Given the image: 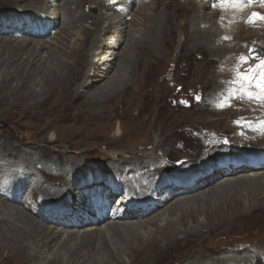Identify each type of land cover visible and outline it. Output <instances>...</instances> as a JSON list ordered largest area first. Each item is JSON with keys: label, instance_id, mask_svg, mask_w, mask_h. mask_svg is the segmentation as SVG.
I'll return each instance as SVG.
<instances>
[{"label": "bare ground", "instance_id": "1", "mask_svg": "<svg viewBox=\"0 0 264 264\" xmlns=\"http://www.w3.org/2000/svg\"><path fill=\"white\" fill-rule=\"evenodd\" d=\"M87 1L88 0H0V4H4V6L5 4H12L13 6L10 8L14 9V11H5L6 14L3 15L0 13V35L4 36L10 34V32H22L24 34V36L14 41L4 39V37L0 38V42L2 41L0 46V86L6 89H13L11 82L16 79L13 92L17 91L20 97L24 99H30L31 96L41 97L40 104L42 105L45 103L47 104L53 97L59 95L60 99L65 100L63 102L64 109H73L72 104L79 101L82 96H85L84 94H88L90 108H94L99 102H103L110 98L113 93L115 95V93L120 92L123 88L128 91L136 79V69L139 68V72H141V67L146 66L145 62L148 61L151 54L154 55V57L158 56V52L161 50L162 45L166 44L167 34L173 30L170 19L172 17L171 14L176 11H183L184 14L190 13L189 21L186 24L188 25L186 26L188 34L185 35H187L186 40H190L192 49L206 47L209 43L208 46H210L214 57L219 56L221 60L226 59L225 61H227V63L224 64L223 67L220 65L223 69L228 67L226 66L228 62H232V57L228 59L226 56L229 53V45L236 41L241 34L249 31V33L253 34L256 38H260V40L262 38L264 42V33L259 34L255 32L257 28H254L255 26H259L258 29L264 31L262 27L264 23L262 21H257L255 23L248 22L253 12L264 13V0L251 4L247 3L246 0L242 4L229 3L227 0H185L184 2L181 0H157L159 2H156V9L152 6L153 0H99L103 9L98 11L95 15L80 11ZM162 1H164L163 8L157 12V9L160 7L159 3ZM218 1L219 3H217ZM135 7L138 9H136L132 17L137 18L138 13L143 16V19L140 21L143 30H139L137 26H132L126 19ZM199 7L203 8V10ZM210 8L212 9L211 11H206ZM32 9L37 10L38 17H34L40 20V22L27 19V16L30 14L27 12H31ZM146 9L152 10L153 13L148 14L143 12ZM178 17L179 15H176V19H178ZM45 18L47 21H52L54 27L61 22V20L63 23L58 33L60 35V37L57 38L58 44L54 49H50L51 47L48 46L46 41L43 42L42 39H38L41 35L37 30L34 32L32 29H39V26H44L46 23L44 21ZM88 19H92L93 25L87 26L83 24V22ZM135 22V20L132 21V24L136 25ZM15 26H22L21 31L20 28L17 27V29ZM76 26H78L79 32L74 31ZM181 29L183 30L184 27L180 28V30ZM109 32H112L111 35H109ZM100 36H103L105 39H102ZM107 37L111 38L109 46H111L112 51H106L110 53V55L104 56V59L100 57L97 60L96 57L99 56V54L95 53L93 50L98 46H104ZM211 42H214V44L215 42H221V46H213L210 44ZM123 44L125 45L124 49L119 51V48H121ZM44 50H47L46 55H43ZM23 54L26 56L24 61L25 65L22 68L21 66L19 69L16 68L15 74H10V72L4 75L3 72L5 71H2V69L5 68L6 70L14 63L20 60L22 61V59L24 60ZM70 59H74L73 62H70ZM37 63L40 64L38 65ZM251 63L255 64V61L252 60ZM33 66L37 68H33ZM102 69L107 71L102 72ZM221 71L224 70L221 69ZM111 74L112 76H110ZM141 74L143 73L141 72ZM144 74H146V72ZM39 75L41 76L39 81L42 80L40 88L37 89L35 87L28 89L30 81L37 80V76ZM228 77L229 79H226V85L225 83L220 85L224 89L231 87V89L234 90L236 88L234 86L235 80L232 75ZM106 79H108V81L105 82L104 80ZM75 84L78 87L76 91L73 89V85ZM210 84L207 83V86ZM218 86L219 85H217V87ZM221 86H219V88ZM2 92H4V90H2ZM226 96L227 95L224 94V97ZM69 111L70 110H68V112ZM229 111L230 110H223L221 112L226 113ZM14 113H12V115ZM258 117L264 119L263 114H259ZM216 119L219 120L218 124L222 123L226 125L225 130L230 128L226 120L223 121L220 117ZM118 132L119 134L122 133L120 127L118 128ZM232 133L237 139L238 134L233 126ZM54 135L55 133L50 136V141L56 140L57 137L55 138ZM166 136L168 135L166 134ZM214 137L216 136L208 135V138L206 136L207 142L210 144L201 147V150L198 148L200 153L203 151V154L199 155V153L195 156L187 155L189 160L191 159L196 161L195 163H202L201 165H203L201 168L202 171L200 170V179L194 186H186L189 182L186 180L181 181L182 185L180 186H174V183L167 186L159 185L160 179L157 176H152L150 178L148 174V172L152 170L151 167L158 165L159 162L156 159H150L149 161L141 159L137 165L133 166V164H131L133 161L129 160L132 157L131 155L128 156L130 158L126 160L129 163L131 162L130 164L123 165L122 163L116 164V162L110 164L109 166L114 168V170H112L117 175L116 179H118V185L125 187L128 195L133 194V198H145L149 195L147 198L148 201L141 204L138 210L129 209V201L125 199L126 196L124 194L119 202L122 208L125 209L115 217L111 215L108 217L98 215L95 211V204L90 201L84 206L85 211H82L86 216L78 223L81 227H92L84 231L80 229L76 231L72 229H65L64 231L55 229V227L46 224L50 221L53 222V220L45 217V214L32 215L26 211V205L27 203H33L35 193H40L45 198L52 199L53 196L56 195H59L61 198L66 191H70V189L73 188L71 186L73 184L72 181H66V174H62L59 178L43 175L31 181L29 177H22L21 180L17 182L14 180L9 185H7L6 182L12 180V175L1 174L0 264H32V262H34V264H109L111 261L120 264L118 259L123 252L121 247H123L125 243L129 246L131 245L134 253V258L130 260L129 264H151L154 258L156 261L158 253L179 246L180 236L178 237V234L180 231L175 227L176 222L172 219L178 212L181 216L180 223L182 225H186L187 218H191L193 222L195 221L198 223V226L195 228L185 229L183 232L184 240H193L194 237H202L204 234V225L197 222V216L189 211L186 213L189 206L212 201L220 196H229L230 191H232V194H230L234 197L235 206L231 207L227 202L226 203L227 210L229 209L232 211L234 219L247 218L248 216L252 217L253 212L263 211L264 205H252L247 209V207L243 205L241 197L244 195V190H247L248 192H254L251 196L252 199L259 198L264 200V191L260 192L264 187L262 183L263 179L260 177L261 173L263 175L264 169L262 170V168H259L250 170L245 166L233 171L231 174H226L218 165L216 155L219 153L228 155V153H230L233 155L231 157H239V154L229 152L227 148H219L213 139ZM158 146L159 144H157L156 148ZM146 154L149 155L150 152ZM252 155L257 156L255 153H252ZM196 156L198 157L196 158ZM240 156H243V154ZM120 158L121 157H117L116 160L120 161ZM71 161L74 162L76 169H79L85 164L84 160L80 158H73ZM112 162L114 161H111V163ZM0 168H2V163H0ZM133 172L134 174H132ZM247 172H252V174L249 175ZM56 180H59L58 182L60 183L64 181L63 184L61 183V185H63L62 188L61 186L57 188L51 186V183L56 182ZM19 182H21V184L25 183L26 185L31 184L32 187L31 194L25 196V198L22 199V204L18 205V203L21 202L20 196L21 194L23 195L21 190L17 189L21 185ZM202 183H205V185H202ZM195 191L196 194H194ZM190 193L192 195H190ZM114 196H116V193H112L108 198ZM64 199L62 203L63 209L56 211V213L64 214V218L79 214L80 211L71 210L68 206L71 200H73V195H71L70 199L67 197ZM20 205L24 206L25 209H22ZM46 209L47 207L44 206L42 210L45 211ZM49 213L54 214L52 212ZM205 213L210 221L214 213L211 214L208 211H205ZM216 216L221 223L229 221L226 217V210L223 207L218 208V214L216 213ZM38 217H40L42 222L35 219ZM125 220L129 221L125 222ZM64 227L66 228V226ZM152 227L162 228L161 235H154L151 240L143 246H132L134 237L141 236V233L145 229L148 228L149 230ZM145 233H147V231H145ZM117 245L118 247L116 248ZM52 249L53 251L51 252ZM250 249L252 250L251 253H249V251H244L242 253L239 252L240 254L237 253V251L228 252L226 250H224L221 255L216 256L210 254L211 252L203 253L201 257L197 259V264H264V243H260L258 247H250ZM82 259L84 261H82ZM43 260H47L46 263H44ZM179 264H183V262Z\"/></svg>", "mask_w": 264, "mask_h": 264}, {"label": "rangeland", "instance_id": "2", "mask_svg": "<svg viewBox=\"0 0 264 264\" xmlns=\"http://www.w3.org/2000/svg\"><path fill=\"white\" fill-rule=\"evenodd\" d=\"M181 1L184 2L185 0ZM156 2L159 1L153 0L152 6H154V9H156ZM163 3L164 1L159 3L160 7L157 9V12L163 8ZM12 6V4H5V6L4 4H0L1 15L6 14L5 11H14V9L10 8ZM101 9L103 8L100 5L99 0H88L84 6H82L80 11H85L87 14L89 13L95 15ZM136 9L138 8L135 7L132 11L130 10L131 13H129L126 19L132 26H137L139 30H143L140 25V21L143 19V16L138 13L137 18L132 17ZM200 9L203 10V8ZM211 10L212 9L210 8L206 11ZM143 12L148 14L153 13L150 9H146ZM27 13H30L29 16H27V19H33L40 22V20L36 19L38 17L37 10L32 9L31 12L29 11ZM176 15H179L178 19H176ZM189 15L190 13L184 14L183 11H176L175 13H172L170 22H172L171 24L173 30L167 34L166 44L162 45L161 50L158 52V56L154 57L152 54L149 56L148 61L145 62L146 68L141 67V72L143 74L139 72V68L136 69V79L128 91H126L122 86L123 89H121L120 92L115 93V95L113 93L110 98L106 99L107 101L104 100L103 102H99L94 108H90L88 94H84L85 96H82L79 101L72 104L73 109H64L63 102L65 100L60 99L59 95L57 97H53V101L51 100L47 104L45 103L42 105L40 104L41 97L31 96L30 99L20 97L17 91L13 92L16 85V79L11 82L13 89H6L5 87L0 86V163H2V168H0V177L1 174H11L12 180L6 182V184L9 185L14 180L15 182L21 180L22 177H29L31 181L36 179V177L43 175L52 176V178H59L62 174H66V181H72V184L74 185H71L73 187L70 189L71 192L66 191L61 198L59 195H56L50 199L45 198L40 193H35L34 201L31 204L27 203L26 211L32 215H39L41 213L45 214V217L53 220V222L50 221L46 224L55 227V229L58 230H88L92 227H81L78 223L86 216L82 211H85L84 206L92 201L91 194L94 193V195H97L96 192L104 194V192L111 190V188H109L110 186H108L109 181H118V179H116L117 175L113 171L114 168H111L109 166L110 164L115 162L116 164L122 163L123 165L130 164L131 162L129 163L126 160L129 159L130 157L128 156L131 155L132 157L129 160L133 161V163H131L133 166L137 165L141 159L144 161L156 159L159 162L158 165L151 167L152 170L151 172H148V174L150 178L152 176H157L160 179L159 181H161L163 174H171L176 170H180L181 168L187 166L196 168V171L200 173L203 166L201 165L202 163L198 164L195 163L196 161L191 159L189 160L187 155L195 156L200 153L201 147L206 144H210L206 139V136L208 138V135H215L216 137H214V141L217 143L224 142V140L227 139L226 136L229 134L232 135L231 118H233L235 114H240L241 112H239V110H241L243 106L239 105V108L236 110L238 106V101H236L237 99L232 98L229 100V97H233L231 94V87L224 89L221 85L223 83L226 85V82L229 79L227 72L231 70L232 66V68L238 66L240 63V57L243 55H249L250 44L256 43L260 47L264 48V42L262 41V38L261 40L260 38H256L253 34L249 33V31L241 34L240 37L228 47L229 53L226 56L228 59L232 57L233 63L228 62V65H226L228 67L223 69V65L227 63V61H225L226 59L221 60L219 56L214 57L210 46H208L209 43L206 47L192 49L190 40H186L187 35L185 34H188L186 29V26L188 25L186 24L189 21ZM134 20L136 21V25L132 24V21ZM49 22L52 23V21H47V24H45L48 26ZM83 24L87 26L93 25L92 19L85 20ZM62 25L63 23L61 20V22H59L55 27H50L48 32L38 37V39H42L43 42L46 41L48 46L51 47L50 49H54L58 44L57 38L60 37L58 33L60 32ZM15 27L17 28L18 26ZM182 27H184V29H181V31L180 28ZM18 28H20L21 31L22 26H19ZM40 28L41 26H39V29ZM254 28H257L255 32L259 34L264 33L263 30L258 29L259 26H255ZM32 29L33 31H38L37 28ZM74 31L79 32L78 26L74 28ZM111 33L112 32H109V35H111ZM22 36H24L22 32H10V34L4 36L0 35V38L4 37V39L14 41L18 40ZM100 37L105 39L103 36ZM110 41L111 38L107 37L104 46H98L93 50L95 53L99 54V56L96 57L97 60L100 57L104 59V56L110 55V53L106 52L112 51L111 46H109ZM1 44L2 41L0 42V46ZM210 44L213 46H221V42H215V44L214 42H211ZM124 47L125 45L123 44L121 48H119V51H122ZM46 52L47 50H44L43 55H46ZM23 57L24 60L22 59V61L20 60L14 63L6 70L3 68L2 71H5L3 74L6 75L10 72V74H15V71L19 69L20 66L22 68L25 65L24 61L26 56L23 54ZM73 60L74 59H70L69 61L73 62ZM37 64L39 65L40 63ZM218 66L220 68V72ZM34 67L37 68L36 66H33V68ZM221 69L224 71H221ZM103 71L105 72L107 70L102 69V72ZM145 72L146 74H144ZM110 76H112V74ZM40 77L41 76L39 75L37 76V80L30 81L28 89L35 87L39 89L40 85H42V80L39 81ZM104 81L106 82L108 79ZM207 83L211 84L207 86ZM217 85L221 86V89L219 86L217 87ZM73 86V89L76 91L78 89L77 85L75 84ZM2 90H4V92H2ZM220 93L221 96L219 95ZM224 94L228 97L226 96L225 98ZM197 96L201 98V102L197 101ZM182 101L185 103H182ZM225 101H228L226 105ZM220 103H223L222 107ZM245 106L248 107L247 105ZM68 110L70 111L68 112ZM223 110L230 111L226 113L221 112ZM12 113L14 114L12 115ZM217 117H220L223 121L226 120L230 128L225 130L226 125L222 123L218 124L219 120L216 119ZM119 127L122 129L121 134L118 132ZM53 133H55L54 136L57 138L56 140L50 141V136ZM166 134L168 136H166ZM219 138L222 141H220ZM157 144H159V146L156 148ZM217 146L221 148L224 147L225 144L220 143L217 144ZM147 152H150V154L147 155ZM229 152L236 153L233 150H229ZM201 154H203V151L199 155ZM221 155V153L217 154L216 158ZM198 156H196V158ZM117 157H121L120 161L116 160ZM73 158H80L81 160H84V166L76 169L74 162L71 161ZM111 161L114 162L111 163ZM132 174H134V172ZM247 174L250 175L252 172H247ZM260 177H262V183L264 185V172L263 175L261 173ZM101 178H103L102 181H100ZM58 181L56 180V182L51 183V186L53 188L61 186L62 188L63 185H61V183L63 184L64 181L61 183ZM19 183L21 184V182ZM24 184H21L17 188L23 193V195L21 194L20 196L21 202L18 203V205L22 204V199L25 198V196L31 194L32 185ZM117 184L119 183L117 182ZM166 184L169 185L170 183L168 181H161L159 185L164 186ZM202 185H205V183H202ZM86 189L87 192L85 191ZM122 189L126 190L125 187L121 185L119 190ZM263 191L264 187L260 190V192ZM112 193H116V188H113V190H111L106 197L108 198ZM230 193L232 194V191H230ZM230 193L229 196H220L212 201L195 204L194 206H189L187 208L188 210H186V213L187 211L194 213L197 216V222L204 225V234L202 237L197 236L194 237L193 240H184L183 232L185 229L195 228L198 226V223L195 221L193 222L191 218H187L186 225H182L180 223L181 216L179 212L175 214L172 219L176 222H174L175 227H177L180 231L178 234V237L180 236V244L168 251L166 250L158 253L156 261L154 258L153 261H151V264H179L180 262H183V264H197V259H199L203 253L211 252L210 254L213 256L221 255L224 250L228 252L237 251V253L249 251V253H251L252 250L250 247H258L260 243H264V210L260 212H253L252 217L248 216L247 218L243 217L234 219L232 211L229 209L227 210V203L231 207L235 206L234 197ZM252 193L254 194V192L244 190V195L241 197L243 205L246 206L247 209H249L252 205H264V200L259 198L252 199ZM70 194L73 195V200H71L68 205L69 208L82 213L79 212V214H74L72 217L64 218V214H58L56 211L63 209L62 203L65 200L64 198L67 197L70 199ZM194 194H196V191ZM123 195L124 193L122 195H116L115 202L120 201ZM132 195L133 194H131V196ZM190 195L192 194L190 193ZM148 196L141 199L147 200ZM43 205L47 207L45 211L42 209L40 210V208H44ZM119 205L122 208L121 203ZM20 207L25 209L22 205H20ZM221 207L226 210V217L229 220L227 222H219V219L216 216V213L218 214V208ZM205 211H208L211 214L214 213L210 221ZM121 212H119V214ZM35 219L42 222L40 217ZM126 221L129 220H125V222ZM64 226H66V228ZM161 230L162 228L157 227H152L149 230L148 228L145 229L141 233V236L133 238L132 246H143L150 241L154 235L160 236ZM145 231H147V233H145ZM117 247L118 245L116 248ZM121 248L123 249V252L121 256H119L118 261L120 264H129L130 260H133L134 258L131 245L129 246L125 243ZM52 251L53 249L51 252ZM43 261L46 263L47 260ZM82 261L84 260L82 259ZM114 262L111 261L109 264H118ZM32 264H34V262H32Z\"/></svg>", "mask_w": 264, "mask_h": 264}, {"label": "snow or ice", "instance_id": "3", "mask_svg": "<svg viewBox=\"0 0 264 264\" xmlns=\"http://www.w3.org/2000/svg\"><path fill=\"white\" fill-rule=\"evenodd\" d=\"M229 3L242 4L245 0H227ZM247 3H254L255 0H246ZM258 20H264V13L253 12L249 17V23H255ZM257 61L252 64L251 61ZM236 88L233 90V97L236 99L255 100L264 104V52H257L255 48L249 50L248 56H241L237 70V78L234 81ZM197 101L201 98L196 97ZM182 103H185L182 101ZM227 104L228 101H225ZM230 106V105H229ZM264 125V122H261Z\"/></svg>", "mask_w": 264, "mask_h": 264}]
</instances>
